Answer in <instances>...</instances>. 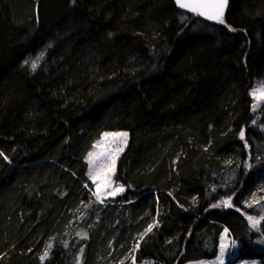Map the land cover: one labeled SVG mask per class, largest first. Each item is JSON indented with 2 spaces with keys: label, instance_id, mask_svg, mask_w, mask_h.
Segmentation results:
<instances>
[{
  "label": "trees",
  "instance_id": "trees-1",
  "mask_svg": "<svg viewBox=\"0 0 264 264\" xmlns=\"http://www.w3.org/2000/svg\"><path fill=\"white\" fill-rule=\"evenodd\" d=\"M224 20L176 0H0V264H188L225 228L264 264V220L241 214L264 216V0H228ZM107 131L130 134L111 204L87 174ZM232 193L241 212L210 208Z\"/></svg>",
  "mask_w": 264,
  "mask_h": 264
},
{
  "label": "snow or ice",
  "instance_id": "snow-or-ice-1",
  "mask_svg": "<svg viewBox=\"0 0 264 264\" xmlns=\"http://www.w3.org/2000/svg\"><path fill=\"white\" fill-rule=\"evenodd\" d=\"M176 4L178 7L182 9H187L188 11L198 15L205 17L208 20H213L216 23L225 25L226 27H229L230 31H234L235 29H232L230 26H228L224 20V11L225 8L228 5V0H176ZM25 63H28V61H25ZM31 67L33 70L36 69L37 63L32 62ZM251 95L253 98L257 101L264 99V87L256 88L252 91ZM257 107L256 104H253V109ZM256 121L253 120V123ZM127 136L128 134L126 132H120V133H104V137H114V138H123V143L126 144L127 142ZM240 139L243 141L245 140V131L242 129L239 133ZM99 146V142L97 145H94L93 147ZM247 142L245 141V147H247ZM122 147H117L115 149V152H122ZM100 156H103L104 153L99 154ZM0 156H4L3 152H0ZM108 156L112 158L111 165H108L106 162H101L99 165L96 164V154L90 152L88 154V164H89V178L91 179L92 183L96 187V191L92 192L93 196H96L97 201L100 203L104 202V198H107L109 196L116 197L119 194H122L125 192V187L122 184H115L112 177L115 176V156L113 152H109ZM7 159V157H4ZM231 163V161H229ZM245 167L251 168V164H245ZM101 173H103L104 180L102 183H97L98 178L100 177ZM85 187H88L85 185ZM103 189V191H101ZM215 191V189H213ZM235 196V193H232L227 198H221L218 202L212 203L210 205V208L212 209H231L234 208L235 211L241 212V208L236 207L233 205L232 200ZM245 207H252V203H249L245 201ZM242 215H245V218L249 222V225L256 230L257 232L260 231L258 225L261 223V220H264V216H260L259 219L256 218V216L246 214L241 212ZM155 225H149V227L146 229L145 233L140 237L142 240L145 235H147L149 232L152 231L153 227ZM81 235L82 239L87 238V233L78 234ZM228 236V229H224V234L220 237L221 243L219 245V255L217 256L216 260L218 261V264H225V252L226 249L229 247V243H225V239ZM257 243L264 244V239L257 240ZM231 247L236 248L237 241L232 240L230 241ZM67 246V245H65ZM52 248L51 244H48L47 249L44 251L43 255L40 257L41 261H44L49 256V250ZM136 248H139V243H137ZM83 252V249H81V253ZM135 256L132 257V262L135 264ZM123 264V262H121ZM215 264V262H214Z\"/></svg>",
  "mask_w": 264,
  "mask_h": 264
},
{
  "label": "rangeland",
  "instance_id": "rangeland-1",
  "mask_svg": "<svg viewBox=\"0 0 264 264\" xmlns=\"http://www.w3.org/2000/svg\"><path fill=\"white\" fill-rule=\"evenodd\" d=\"M35 60H37V59H35ZM35 60L30 59L31 62L29 64L31 65L32 62H35ZM259 87H264V79L258 80L253 84V87L250 89V95L254 89L259 88ZM251 97H252L253 104H256L257 107L260 106L264 102V99L257 101L253 98L252 95H251ZM120 132H126L128 134L126 144L123 143V138H114V137L105 138L104 133L100 137V139H98L94 143V145H97L99 142V146H97L95 148L92 147L90 152L96 154V164L97 165H99L101 162H106L108 165H111L112 158L108 156V153L113 152L114 156H115V171H116L117 161H118L119 157L121 156V154L123 153V151L126 149V147L129 144L130 134L128 131H113V132L107 131V132H105V133H120ZM117 147H122L123 151L116 153L115 149ZM101 153H104V155L100 156L99 154H101ZM87 162H88V155H87ZM254 168H257V167L254 166ZM88 172H89V164H88L87 174H88ZM88 177H89V175H88ZM114 177H112L114 183L115 184H121L120 182H117ZM103 180H104V176H103V173H101L100 177L97 180V183H102ZM261 187H262V184L258 188L259 192L262 191ZM94 191H96L95 185H94ZM101 191H103V189ZM262 196L264 197V193ZM116 197L113 198V197L109 196L107 198H104L103 203H110L111 204V203H113V201L115 200ZM91 221L93 222L94 219H92ZM223 234H224V232L222 233V235ZM232 240H234V239L231 237V235L228 232V236L225 239V243H229V247L226 249V252H225V264H262L258 259H250V258H239L238 259L237 256L239 253V247H240L241 243L237 241L238 246L234 249L231 247V244H230V241H232ZM220 243H221V240H220ZM216 258L212 259V260H200V261L191 262L188 264H214V262H215V264H218V261L216 260ZM132 264H133V262H132ZM135 264H137V263H135ZM141 264H155V263H153L151 261H145L144 263H141Z\"/></svg>",
  "mask_w": 264,
  "mask_h": 264
}]
</instances>
